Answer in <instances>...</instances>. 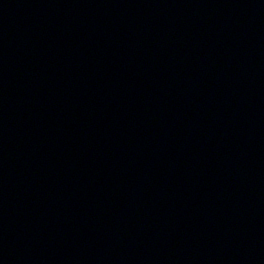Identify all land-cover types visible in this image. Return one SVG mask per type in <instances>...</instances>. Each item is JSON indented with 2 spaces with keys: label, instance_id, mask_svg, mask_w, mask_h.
<instances>
[{
  "label": "water",
  "instance_id": "water-1",
  "mask_svg": "<svg viewBox=\"0 0 264 264\" xmlns=\"http://www.w3.org/2000/svg\"><path fill=\"white\" fill-rule=\"evenodd\" d=\"M0 264H264V0H0Z\"/></svg>",
  "mask_w": 264,
  "mask_h": 264
}]
</instances>
